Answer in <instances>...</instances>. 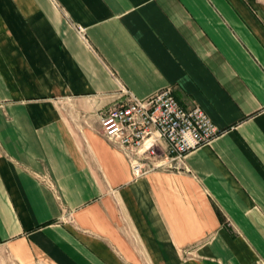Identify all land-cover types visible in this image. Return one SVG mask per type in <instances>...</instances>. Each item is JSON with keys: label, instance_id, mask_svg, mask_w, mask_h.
I'll return each instance as SVG.
<instances>
[{"label": "crops", "instance_id": "obj_1", "mask_svg": "<svg viewBox=\"0 0 264 264\" xmlns=\"http://www.w3.org/2000/svg\"><path fill=\"white\" fill-rule=\"evenodd\" d=\"M164 86L219 133L134 172L99 115ZM0 258L264 264V0H0Z\"/></svg>", "mask_w": 264, "mask_h": 264}, {"label": "built area", "instance_id": "obj_2", "mask_svg": "<svg viewBox=\"0 0 264 264\" xmlns=\"http://www.w3.org/2000/svg\"><path fill=\"white\" fill-rule=\"evenodd\" d=\"M122 102L99 115L102 133L116 140L131 158L132 169L140 172L148 159L151 167L178 168L185 154L219 133L218 127L197 104L184 107L164 86L147 97H138L126 88ZM164 141L162 153L157 144ZM138 154L141 158L137 157Z\"/></svg>", "mask_w": 264, "mask_h": 264}, {"label": "rangeland", "instance_id": "obj_3", "mask_svg": "<svg viewBox=\"0 0 264 264\" xmlns=\"http://www.w3.org/2000/svg\"><path fill=\"white\" fill-rule=\"evenodd\" d=\"M2 261H3V260H1V258H0V264L3 263ZM4 264H9V262L6 260V261H4Z\"/></svg>", "mask_w": 264, "mask_h": 264}]
</instances>
